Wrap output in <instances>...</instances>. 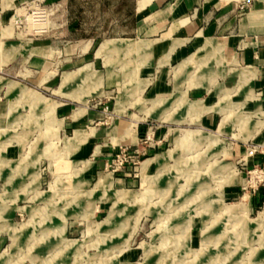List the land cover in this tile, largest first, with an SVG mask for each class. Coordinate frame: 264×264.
<instances>
[{"label": "rangeland", "instance_id": "1", "mask_svg": "<svg viewBox=\"0 0 264 264\" xmlns=\"http://www.w3.org/2000/svg\"><path fill=\"white\" fill-rule=\"evenodd\" d=\"M112 4L0 0V264H264V163H248L264 151V112L232 103L218 72L206 71L221 55L210 61L211 54L193 53L157 67L152 43L164 50L168 38L111 39H152L132 33L131 7L120 22L121 7ZM203 46L198 51L209 53ZM80 54L100 75L86 66L62 80ZM39 61L55 67L43 82ZM107 72L113 83L96 96ZM242 74L243 88L252 85L245 81L252 73ZM160 82L175 84L172 95L154 96ZM198 87L218 94V103L189 99ZM71 97L88 99L85 128L98 146L90 158L111 146L118 123L138 135L130 161L113 171L121 148L133 147L117 145L104 152L105 166L96 171L104 175L82 178L88 164H75L83 157L72 153L88 134L73 137L58 120L60 102L79 106ZM208 110L223 114L220 129L198 125ZM125 135L136 138L128 129ZM236 146L246 153L234 157ZM155 150L168 151L143 161ZM150 165L157 170L147 175ZM109 174L136 182L110 187Z\"/></svg>", "mask_w": 264, "mask_h": 264}, {"label": "crops", "instance_id": "2", "mask_svg": "<svg viewBox=\"0 0 264 264\" xmlns=\"http://www.w3.org/2000/svg\"><path fill=\"white\" fill-rule=\"evenodd\" d=\"M112 5H119L121 7V17L119 19L117 17L115 18L120 22L128 20L129 7H131L132 15L135 17V26L132 29V33L136 37L144 36L152 37V39L133 38L129 36H111V39H134L153 42L160 38H168L167 47L164 50L158 49L157 51L156 49L155 51L152 43V49L149 55H151L152 50L154 54L158 55L157 58L153 56L157 67H162L170 60L179 61L177 63L178 65L183 59L191 56L193 53L196 54L197 58L211 54L207 59L210 61L216 55H221L220 60L223 62L211 63V66L205 67L206 71L218 72L217 84L220 85L223 91L230 92V101L232 103L239 105L243 110H245V106L247 105L248 107L252 106V108L250 107V111L253 109L254 112L257 108H260L264 112V0H113ZM123 14L125 18L122 17ZM90 41L83 45V49L80 47V50H84ZM175 44L176 47L174 48ZM202 46L203 48L206 47L209 53L198 51ZM190 48L191 52L189 53ZM81 56L80 54L76 57L77 61L75 64L78 67L72 71L64 72L62 80L66 73L78 71L86 66H90L91 72L100 75V72L92 68L93 64L91 62H82ZM38 63L39 68L41 70L43 69V72H46L40 79V82H43L48 77V74H53L55 67L53 63L48 65L47 61H39ZM206 63L209 64V62ZM243 71H250L252 73L245 79L246 83L250 84L253 82L252 85L244 86V88L242 84ZM107 73V78L102 79L104 84L101 89V94L96 96H102L104 94V86L113 83V79L111 78L112 74L110 72ZM81 79L82 77L75 84L73 83L71 85L68 93H70V90L76 91L74 90L75 86L77 84L80 86L82 83ZM142 80L146 79L142 78ZM186 81L182 78V88L186 87ZM173 86V88H169L167 84L161 82L156 83L153 87L155 92L154 96L162 98L172 95L173 90L175 91L174 83ZM187 95L191 100L202 99L203 104L206 106L215 105L219 101L218 94L212 92L207 87L191 88L188 90ZM69 99H71V101L69 100L70 102H77L79 106L72 108L71 104L60 102L57 106L59 113L63 115L58 120L62 121V128H71V131L74 133L73 137H75L76 131H84L88 134L85 143L72 154H79L83 157L82 161H77L75 164L77 163L79 166H84V163L88 164L83 168L87 175L83 173L82 178L89 182L91 178H86L88 173H91L90 175L99 173L96 171L104 168L107 161L105 159L108 156L104 152H111V155L117 151V149L115 150V146L124 144L133 146L132 149H135L136 147L134 146L138 145V135L136 131L129 128V125L124 128L120 127L117 123L114 128L117 133L119 132V136L111 138V146L106 145V148L103 147L104 149H102L101 147L98 149V152L101 149L103 153H99L95 158H90V155L95 154V149L93 148L98 146H94L92 140H90V137H92L90 135H92L93 130L85 128V125L89 122L87 121L88 99L85 101H77L72 97ZM175 99L177 100L178 98ZM236 109L235 107L234 110ZM186 115L187 109L185 108ZM263 118L264 114L261 119ZM222 119L223 114L221 112L208 110L201 114L198 125L204 128H211L217 124L220 129ZM127 129L130 133L135 134L136 138H132L130 135L126 136ZM196 129L202 130L201 128ZM124 135L125 137H123ZM167 151L155 150L154 156L145 158L143 161L154 158ZM244 153H246L245 146H236L232 149L234 157H241ZM248 163L258 165L264 163V151L252 155L248 159ZM156 170V165H150L146 174L155 173ZM100 175L104 174L99 173L98 176ZM120 175L119 177H114V174L106 175L110 187L114 183L120 186H129L136 182L135 179L124 177V174Z\"/></svg>", "mask_w": 264, "mask_h": 264}, {"label": "built area", "instance_id": "3", "mask_svg": "<svg viewBox=\"0 0 264 264\" xmlns=\"http://www.w3.org/2000/svg\"><path fill=\"white\" fill-rule=\"evenodd\" d=\"M134 154V150L129 149V147L121 148L120 153L117 154L115 159L112 161V168H114L113 171L117 170L123 163L127 162L128 160L130 161Z\"/></svg>", "mask_w": 264, "mask_h": 264}, {"label": "bare ground", "instance_id": "4", "mask_svg": "<svg viewBox=\"0 0 264 264\" xmlns=\"http://www.w3.org/2000/svg\"><path fill=\"white\" fill-rule=\"evenodd\" d=\"M149 162H150V161H147L143 166L149 164ZM228 213H233V212H232V211H229ZM236 214H237V213H236ZM236 214H235V215H236ZM232 215H234V214H232ZM263 219H264V218H263ZM105 223H106V222H105Z\"/></svg>", "mask_w": 264, "mask_h": 264}]
</instances>
